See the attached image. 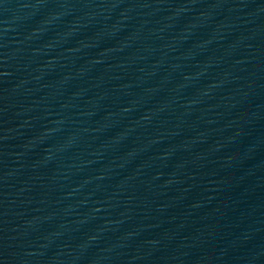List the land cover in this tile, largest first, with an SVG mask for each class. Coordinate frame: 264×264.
I'll return each instance as SVG.
<instances>
[{"label":"water","instance_id":"obj_1","mask_svg":"<svg viewBox=\"0 0 264 264\" xmlns=\"http://www.w3.org/2000/svg\"><path fill=\"white\" fill-rule=\"evenodd\" d=\"M0 264H264V0H0Z\"/></svg>","mask_w":264,"mask_h":264}]
</instances>
